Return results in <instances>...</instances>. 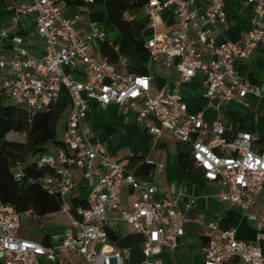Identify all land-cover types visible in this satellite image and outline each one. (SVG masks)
Here are the masks:
<instances>
[{
    "label": "built area",
    "instance_id": "2783aa9c",
    "mask_svg": "<svg viewBox=\"0 0 264 264\" xmlns=\"http://www.w3.org/2000/svg\"><path fill=\"white\" fill-rule=\"evenodd\" d=\"M252 9L251 27L239 41L216 43L210 27L224 22L222 0L209 4L199 13L195 0H145L141 9L149 18L152 34L145 39L148 65L174 64L178 70L175 86L189 82L197 72L206 81L205 98L242 99L259 93V87L239 75L235 62L249 58L259 46L264 48V0H247ZM94 0H26L18 4L16 17L26 15L36 25L44 41L40 56L29 53L24 39L12 38L8 50L0 46V93L28 115L45 110L65 93L69 113L62 146L47 150L36 158L39 167L52 172L43 178V187L62 200V212L69 224L55 244H45L18 236L21 214L0 202V264H42L58 256L74 254L87 264H127L129 249L111 244L109 217L120 209V193L127 188L133 200L122 217L142 237L143 260L138 264H165L160 258L165 248H174L184 235V214L176 202L156 199V186L142 179L124 164L111 160L104 143L92 139L86 126L90 103L139 106L137 121L152 116L158 126L147 124L154 136L172 134L190 145L193 164L203 178L219 186L217 198L240 209L242 216L256 221V241L236 238V229H219L214 221L205 224L204 264H224L240 258L245 264H264L259 241L264 239V215L251 211L264 189V147L255 148L257 135L239 131L225 135L220 105L217 117L207 122L202 109L189 111L181 93L152 90L147 73L120 74L108 58L101 56L100 44L107 41V29L98 21L83 19L79 9ZM170 10L176 20L174 30L157 32L163 11ZM15 17V18H16ZM14 20V19H13ZM118 49V44H116ZM212 56L203 60L205 53ZM118 62L126 63L120 56ZM18 162L14 177H22ZM79 174L87 184L85 206L72 210L70 196L78 187ZM29 213V212H28Z\"/></svg>",
    "mask_w": 264,
    "mask_h": 264
},
{
    "label": "crops",
    "instance_id": "0c3cea01",
    "mask_svg": "<svg viewBox=\"0 0 264 264\" xmlns=\"http://www.w3.org/2000/svg\"><path fill=\"white\" fill-rule=\"evenodd\" d=\"M25 1L0 0V46L8 50L12 38L18 36L24 39L31 55L40 56L44 50V41L36 33L35 22L26 15L16 17L18 4ZM195 1L197 11L203 13L209 4L216 0ZM222 4L226 13L225 21L209 26L210 34L217 44L223 41H239L251 27V6L247 0H222ZM145 18L141 22L146 24L145 34L149 37L152 30L149 27V18L146 14ZM159 22L157 32L174 30L177 27L176 20L170 10L161 13ZM120 41L121 36L119 35V38L114 42L119 44ZM101 46L102 44H100V48ZM211 56L212 53L208 51L203 56V60L208 61ZM112 68L120 74H150L153 91L171 90L181 93L187 102L188 110L202 109L205 120L209 123L218 115L214 106L220 105L227 137H232L239 131H248L259 138L258 142L254 143V147L259 149L264 147V48L261 46L257 47L249 58L235 62V68L239 75L259 87V93L249 92L240 100H225L222 97H217L211 106H208V100L204 96L206 81L202 72H197L186 84L175 86L178 70L174 64L148 65V59L146 62H142L139 58L134 57L127 58L125 64L117 62L112 65ZM138 111V105L110 104L101 106L96 101H92L85 124L90 130L91 138L99 139L104 143L107 155L111 160L125 165L131 158H140L153 164V169L147 175L146 180L156 186L154 197L175 201L176 207L184 214V235L177 240V245L174 248H165L161 252L160 258L164 263L204 264L203 243L207 235L205 224L210 221H214L222 230L236 229L238 240L255 242L256 221L243 217L240 209L233 204L221 202L217 198L219 186L206 181L201 170L193 162L189 168L183 167L180 152H190V145L178 141L170 133L159 136L150 134L147 124L158 126V122L152 116L148 117L145 123L138 122L136 119ZM68 113L69 104L59 117L56 126L62 122V127L65 128ZM75 179L79 181V185L70 196L71 207H73L72 199L85 200L89 188L79 174L75 175ZM132 200L129 190L123 188L120 193V209L108 214L109 229L116 236L115 240H111L112 246L118 250L128 248L130 251L125 262L138 264L144 258L142 237L137 235L131 224L122 217L123 212L130 209ZM251 211L264 215V189L258 194ZM57 213L45 216L28 214L40 219ZM68 224L69 218L68 222L62 225L58 231L49 232L39 239L31 240L44 243L47 236L49 242L55 244ZM18 236L25 238L19 234V229ZM259 245L264 256V239L259 241ZM82 262L85 261L74 254L58 256L55 261L42 260V264H82ZM224 264L245 263L240 258H235Z\"/></svg>",
    "mask_w": 264,
    "mask_h": 264
},
{
    "label": "trees",
    "instance_id": "16d2710c",
    "mask_svg": "<svg viewBox=\"0 0 264 264\" xmlns=\"http://www.w3.org/2000/svg\"><path fill=\"white\" fill-rule=\"evenodd\" d=\"M145 0H94V4L105 6V17L109 27L117 31L121 41L116 49V42L107 40L100 48L101 56L116 64L120 56L139 58L142 62L148 59V50L145 48L146 24L136 18L126 16L127 12L141 9ZM144 72V71H142ZM7 96L0 93V202L9 204L22 215L28 213L33 216H45L62 210L63 200L54 193L51 194L43 187V178L52 170L49 167H39L36 161L38 155L49 150L48 144L62 146V141L56 137V123L69 104L65 93L47 109L36 111L28 115L22 108L12 103L5 104ZM13 131L25 133L26 142L11 141L5 134ZM264 140V138H263ZM188 144V143H187ZM183 167L192 164L189 151H181ZM18 162H22V177L16 180L14 169ZM125 167L142 179H146L153 164L140 158H131ZM73 207L85 206L84 200L72 199ZM110 239L116 236L110 232ZM45 244H50L46 236Z\"/></svg>",
    "mask_w": 264,
    "mask_h": 264
},
{
    "label": "rangeland",
    "instance_id": "374dc122",
    "mask_svg": "<svg viewBox=\"0 0 264 264\" xmlns=\"http://www.w3.org/2000/svg\"><path fill=\"white\" fill-rule=\"evenodd\" d=\"M83 19L87 21L93 20L98 21L102 24L103 27L107 29V40L114 41L119 38V34L117 31L113 30L111 27L107 25L106 17H105V6L100 3L91 4L86 8L81 7L79 9ZM129 18H136L137 20L143 21L145 20V12L142 9H138L137 11L127 12L126 14ZM11 102L9 99L5 101L6 105H9ZM56 129V137L57 140L63 141L64 137V129L62 127V122H59L58 125L55 127ZM5 138L11 141L17 142H26V135L25 133H17L10 131L5 134ZM55 145L53 143L48 144V148L50 150H55ZM68 222V218L64 213H57L48 218H36L30 216L28 213H24L21 215L20 220V228L19 234L28 239H39L44 234L49 232H56L62 225ZM82 264H87L82 262Z\"/></svg>",
    "mask_w": 264,
    "mask_h": 264
}]
</instances>
